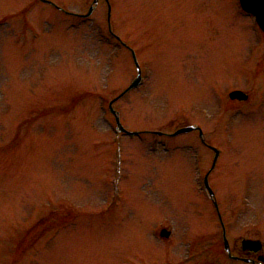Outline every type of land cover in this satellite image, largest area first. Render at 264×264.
Returning a JSON list of instances; mask_svg holds the SVG:
<instances>
[{"label":"rangeland","instance_id":"rangeland-1","mask_svg":"<svg viewBox=\"0 0 264 264\" xmlns=\"http://www.w3.org/2000/svg\"><path fill=\"white\" fill-rule=\"evenodd\" d=\"M53 1L59 9L0 0V264H246L225 258L202 193L211 147L195 131L166 134L202 126L219 151L209 183L229 243L256 235L264 42L252 17L235 0H108L107 22L99 0L78 20L62 11L85 13L93 0ZM107 28L141 69L113 104L135 135L116 133L108 109L136 71ZM241 87L252 98L229 109L227 93Z\"/></svg>","mask_w":264,"mask_h":264},{"label":"flooded vegetation","instance_id":"flooded-vegetation-1","mask_svg":"<svg viewBox=\"0 0 264 264\" xmlns=\"http://www.w3.org/2000/svg\"><path fill=\"white\" fill-rule=\"evenodd\" d=\"M257 228L261 231V233H257L256 235H248L246 237L250 239H257L260 241L256 249L243 250L240 244L238 245L237 241V244L230 245L231 254L227 253V256H237L239 257L238 259H241V261L246 264H264V231H262V229H264V226L263 224H257Z\"/></svg>","mask_w":264,"mask_h":264},{"label":"water","instance_id":"water-1","mask_svg":"<svg viewBox=\"0 0 264 264\" xmlns=\"http://www.w3.org/2000/svg\"><path fill=\"white\" fill-rule=\"evenodd\" d=\"M242 6L248 10L256 14L257 21L259 25L264 29V0H241ZM137 84V80L134 81L129 88L135 86ZM128 88V89H129ZM232 98H243V93L241 91H233L230 93ZM120 128L123 130L122 126ZM192 127H184L177 130L175 133L183 132L190 130ZM165 231H162L164 233Z\"/></svg>","mask_w":264,"mask_h":264}]
</instances>
